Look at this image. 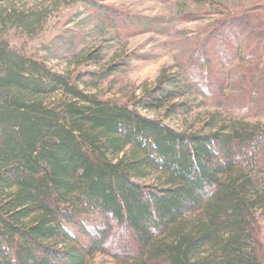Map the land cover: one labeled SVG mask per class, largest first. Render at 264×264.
Instances as JSON below:
<instances>
[{
	"label": "trees",
	"instance_id": "trees-1",
	"mask_svg": "<svg viewBox=\"0 0 264 264\" xmlns=\"http://www.w3.org/2000/svg\"><path fill=\"white\" fill-rule=\"evenodd\" d=\"M260 2L217 22L203 46L231 49L223 68L240 63L237 109L221 101L223 80L200 84L212 60L182 68L183 87L231 120L205 133L98 101L80 87L89 75L52 73L0 38V264H264V129L247 122L264 114ZM5 14L0 32L28 20Z\"/></svg>",
	"mask_w": 264,
	"mask_h": 264
},
{
	"label": "rangeland",
	"instance_id": "rangeland-1",
	"mask_svg": "<svg viewBox=\"0 0 264 264\" xmlns=\"http://www.w3.org/2000/svg\"><path fill=\"white\" fill-rule=\"evenodd\" d=\"M259 3L260 0H11L1 4L0 11L23 15L28 20L23 26L8 24L0 38L17 55L42 63L52 73L74 81L89 75L82 80L86 85L80 87L98 101L133 106L142 117L160 121L176 132L205 133L211 128H225L231 120L219 107L208 105L201 94L184 88L182 68L193 58H200L202 64L212 60L214 69L202 73L205 83L200 84L207 88V80H223L221 101L225 109H237L240 63L231 60L223 68L217 62L231 49L218 47L217 41L203 46L217 22L256 8ZM203 48L207 54L201 52ZM175 105H183L182 110L172 112ZM248 120L264 129V114ZM260 175L251 173L252 177ZM143 182L150 184L151 179ZM258 224L264 255V221ZM87 264L117 263L110 256L98 254Z\"/></svg>",
	"mask_w": 264,
	"mask_h": 264
}]
</instances>
